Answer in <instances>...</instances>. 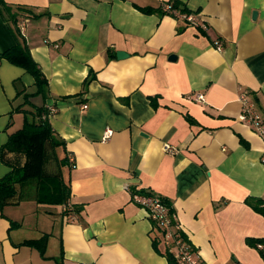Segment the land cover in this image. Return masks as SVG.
I'll return each instance as SVG.
<instances>
[{
  "label": "crops",
  "instance_id": "1",
  "mask_svg": "<svg viewBox=\"0 0 264 264\" xmlns=\"http://www.w3.org/2000/svg\"><path fill=\"white\" fill-rule=\"evenodd\" d=\"M2 1L11 11L0 16V53L18 28L47 84L25 102L32 75L0 57V178L30 158L4 147L10 135L54 106L46 119L57 144L45 140L33 175L61 174L75 219L37 202L33 179L17 184L0 209V264H167L133 189L169 201L205 264H264L249 243L264 238V215L248 203L264 200V136L238 100L245 90L264 116V0H175L204 29L161 10L173 0ZM69 155L74 166L61 160ZM43 237V255L22 244Z\"/></svg>",
  "mask_w": 264,
  "mask_h": 264
},
{
  "label": "trees",
  "instance_id": "2",
  "mask_svg": "<svg viewBox=\"0 0 264 264\" xmlns=\"http://www.w3.org/2000/svg\"><path fill=\"white\" fill-rule=\"evenodd\" d=\"M171 6L178 9L177 1L173 0L170 2ZM143 12L153 11L150 8H141ZM180 11L187 12L185 9H179ZM10 13L11 7L5 5L0 0V16L4 15L5 12ZM17 13V12H16ZM16 21L17 14H11ZM11 32L15 37V44L7 50L0 53V57L5 58L10 63L18 65L30 73L34 79V85L36 87L34 92L25 93V102H28L29 97L43 93L44 88L47 84V80L41 71L38 63L33 59L30 54L29 47L25 42L24 37L20 34V31L16 27L11 26ZM115 56L113 50H107V58L111 59ZM20 93V92H19ZM48 110L46 108L37 107L33 113V119L28 120L25 118L24 124L21 129L17 130L10 135L9 141L5 144V148L11 146H18L24 148L29 153V160L22 168H13L7 175L0 178V209L11 202V200L17 194V184L25 182L26 180L33 179L35 181V198L37 202L51 205H65L68 202L70 196L69 185L62 179L61 174H43L41 169H38V173L33 175V168L38 166L34 163H40L43 156V145L45 140H48L51 145H56L54 137L51 135V127L46 118H42ZM36 117L37 120H36ZM189 121L192 122L190 117L186 116ZM33 153L35 158L33 159ZM66 161L67 158L61 159ZM39 168V167H38ZM144 190V189H141ZM165 203L170 206L171 212L173 208L169 201L162 197ZM248 203L258 212L263 213L264 211L259 204L264 203V200L260 198H249ZM73 210V209H71ZM17 222H11L12 226H17ZM251 245L256 246L257 243H264V238H258L250 240ZM23 245L36 247L40 254L43 255L45 249V238L39 240H27L22 242ZM261 256L264 259V251L260 249ZM167 264H178L174 255L166 251ZM60 264V263H59Z\"/></svg>",
  "mask_w": 264,
  "mask_h": 264
},
{
  "label": "built area",
  "instance_id": "3",
  "mask_svg": "<svg viewBox=\"0 0 264 264\" xmlns=\"http://www.w3.org/2000/svg\"><path fill=\"white\" fill-rule=\"evenodd\" d=\"M161 10L172 14L173 16L184 20L186 23L192 26H200L203 29L206 28L201 19H198L197 14L193 12H183L177 8L171 6L170 2H165L161 5ZM217 49L221 48V42L215 40L213 42ZM196 100L204 101V95L199 93L196 95ZM238 100L241 102V115L243 119L249 124V126L255 131L259 136H264V116L259 113L254 104L250 101L248 93L240 89ZM82 108H86L83 105ZM48 112L42 116V118H47L49 115L56 112L54 106H49L47 108ZM112 131L107 128L103 134V139L109 137ZM164 149L167 152L172 153L174 150L171 146L165 144ZM68 161L74 166V158L72 155L67 157ZM261 162L264 164V156L261 158ZM125 188L128 190V186ZM131 200L133 203L138 205L147 211L149 218L155 222L157 227L162 232V241L164 242L168 252L172 253L178 264H205L199 252L190 243L184 234L183 228L175 213L170 209V206L164 202L162 196L156 194L149 190L133 189L131 190ZM72 204L67 202L63 205V212L69 214L70 220L75 219V215L71 214ZM256 247L264 251V244L257 243Z\"/></svg>",
  "mask_w": 264,
  "mask_h": 264
},
{
  "label": "water",
  "instance_id": "4",
  "mask_svg": "<svg viewBox=\"0 0 264 264\" xmlns=\"http://www.w3.org/2000/svg\"><path fill=\"white\" fill-rule=\"evenodd\" d=\"M255 16V13H253V17ZM116 55H117V57L118 58H123V57H125L127 54L125 53V52H123V51H117L116 52Z\"/></svg>",
  "mask_w": 264,
  "mask_h": 264
}]
</instances>
